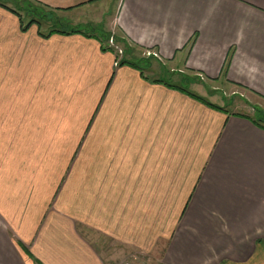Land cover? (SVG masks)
Returning a JSON list of instances; mask_svg holds the SVG:
<instances>
[{
    "label": "crops",
    "instance_id": "1",
    "mask_svg": "<svg viewBox=\"0 0 264 264\" xmlns=\"http://www.w3.org/2000/svg\"><path fill=\"white\" fill-rule=\"evenodd\" d=\"M118 1L109 31L168 70L0 6V264H264V123L193 76L264 102V0Z\"/></svg>",
    "mask_w": 264,
    "mask_h": 264
},
{
    "label": "rangeland",
    "instance_id": "2",
    "mask_svg": "<svg viewBox=\"0 0 264 264\" xmlns=\"http://www.w3.org/2000/svg\"><path fill=\"white\" fill-rule=\"evenodd\" d=\"M118 2V0H103L77 10H73L71 12L64 11V13H61L54 11V18L51 21L52 23L45 21L43 22L45 25L42 23L41 28L44 32H46L48 27L51 26L50 28L54 30H79L86 33H93L101 38L104 45L112 49L118 59H124L123 56L125 55H132L134 59H138L140 56L146 59H152L146 56L156 58L155 56L148 54L151 52L145 53L144 51H139L131 46L130 48L128 43L126 44L125 42L124 44V40H122L119 32H116L115 30L109 31L111 26V18L116 12L115 8ZM36 8L42 13H47V9L42 10L38 7H29L28 12L31 13V16H33L38 11L35 10ZM126 47H129V53L126 52ZM149 62L152 63L154 61L149 60ZM152 64L153 66H151L150 70L160 69L161 71V68L164 70H168L170 68L167 65L164 66L160 64V66L156 65L155 63ZM148 67L150 66L148 65ZM193 76L196 77L195 79H198L197 81H194L198 83L195 87L199 89L200 86L205 91L206 95L211 97L210 99L215 102L216 105L223 106L231 113L246 115L257 122L264 123V102L260 99L238 87L233 86L230 83H226L225 81H200L199 76ZM140 259L139 261H135L131 264H155L153 261L142 259V257H140Z\"/></svg>",
    "mask_w": 264,
    "mask_h": 264
},
{
    "label": "trees",
    "instance_id": "3",
    "mask_svg": "<svg viewBox=\"0 0 264 264\" xmlns=\"http://www.w3.org/2000/svg\"><path fill=\"white\" fill-rule=\"evenodd\" d=\"M11 6V8H9V7H7V6ZM0 6L1 7H3V8H5V9H7V10H10V11H12V12H14L15 14H16V16H17V18H18V21H19V26H20V29L22 30V31H25L30 25H34V26H36L37 27V29H38V35H40L41 37H43V38H45V37H47L48 35H50V34H52V33H72V32H77V31H79V30H69V31H60V30H54V29H52V28H50V27H48V30L46 31V32H44V33H42L41 31H40V29H41V27H42V23L43 22H45V21H47V22H51L52 20H53V18H54V14H53V12H54V10H51V9H48L46 6H44V5H40V4H37V3H31V2H29V1H26V0H1L0 1ZM29 7H31V8H33V7H38V8H41L42 10L43 9H47L46 10V12L47 13H42L39 9H35V10H38L33 16H35V17H33V16H31V13H29L28 12V8ZM53 14V15H52ZM37 17V18H36ZM39 20V21H38ZM52 23V22H51ZM44 24V23H43ZM45 25V24H44ZM95 37L98 39V40H100V44L102 43L103 44V42H102V40H101V38L100 37H98V36H96L95 35ZM124 44H125V42H124ZM127 44V43H126ZM104 45V44H103ZM106 48L105 49H108V50H111L112 51V49L111 48H109V47H107L106 45H104ZM130 47V46H129ZM129 47H126V52H128L129 53ZM131 48V47H130ZM126 52H125V54H126ZM149 58H151L150 56H148ZM147 61H149L150 59H146ZM139 62V61H138ZM119 63L120 64H128V65H130V66H133V67H137L136 65H137V61H134V62H129V61H127V60H124V59H120V61H119ZM224 66H226V62H225V64H224ZM137 69H140V68H137ZM224 69H225V67H223L222 68V74H223V72H224ZM194 80V79H193ZM178 90H182V91H187L186 89H181L180 87H176ZM194 96V95H193ZM194 98H196V97H194ZM196 99H198V100H200V101H202L201 99H199V98H196ZM202 102H205V101H202ZM206 103V102H205ZM208 106H210V107H212V108H218V107H215V106H213V105H210V104H208V103H206ZM218 109H220V108H218ZM235 114V113H234ZM235 115H237V116H241V115H239V114H235Z\"/></svg>",
    "mask_w": 264,
    "mask_h": 264
},
{
    "label": "built area",
    "instance_id": "4",
    "mask_svg": "<svg viewBox=\"0 0 264 264\" xmlns=\"http://www.w3.org/2000/svg\"><path fill=\"white\" fill-rule=\"evenodd\" d=\"M148 54H151V55L155 56V54H154V53H148ZM125 264H126V263H125Z\"/></svg>",
    "mask_w": 264,
    "mask_h": 264
}]
</instances>
